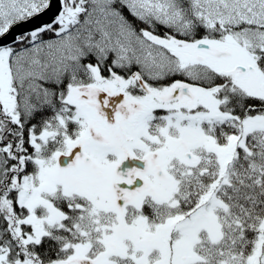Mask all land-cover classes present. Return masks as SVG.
<instances>
[{
    "label": "snow or ice",
    "instance_id": "1",
    "mask_svg": "<svg viewBox=\"0 0 264 264\" xmlns=\"http://www.w3.org/2000/svg\"><path fill=\"white\" fill-rule=\"evenodd\" d=\"M0 264H264V0H0Z\"/></svg>",
    "mask_w": 264,
    "mask_h": 264
}]
</instances>
